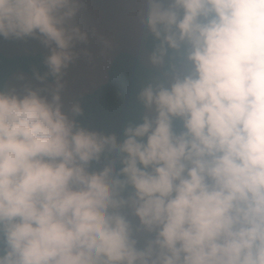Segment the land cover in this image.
Returning a JSON list of instances; mask_svg holds the SVG:
<instances>
[{"label": "clouds", "instance_id": "clouds-1", "mask_svg": "<svg viewBox=\"0 0 264 264\" xmlns=\"http://www.w3.org/2000/svg\"><path fill=\"white\" fill-rule=\"evenodd\" d=\"M84 2L0 0L47 49L0 82V264H264V0H124L158 71L119 141L65 99Z\"/></svg>", "mask_w": 264, "mask_h": 264}, {"label": "rangeland", "instance_id": "rangeland-1", "mask_svg": "<svg viewBox=\"0 0 264 264\" xmlns=\"http://www.w3.org/2000/svg\"><path fill=\"white\" fill-rule=\"evenodd\" d=\"M135 12L124 0H85L76 22L89 33L86 44L77 45L78 56L65 70V99L71 102L84 95L93 93L107 80L110 64L118 53H129L142 65L154 69L147 64L150 53L145 47L146 38L138 40L134 28ZM0 54L7 57L28 56L38 54L45 56L47 49L36 39L23 40L0 38ZM157 70V69H154ZM22 74L24 81H18ZM30 82L38 86L33 74L15 72L5 84L18 86Z\"/></svg>", "mask_w": 264, "mask_h": 264}, {"label": "trees", "instance_id": "trees-1", "mask_svg": "<svg viewBox=\"0 0 264 264\" xmlns=\"http://www.w3.org/2000/svg\"><path fill=\"white\" fill-rule=\"evenodd\" d=\"M155 43L157 42L148 35L146 49L151 51ZM43 59L38 54L12 58L0 54V82L5 83L15 72L45 73L47 68ZM157 71L145 67L129 53H118L110 64L105 84L79 99L84 109L82 121L98 128L110 127V131L119 141L124 125L136 120V97L140 85L147 83Z\"/></svg>", "mask_w": 264, "mask_h": 264}]
</instances>
